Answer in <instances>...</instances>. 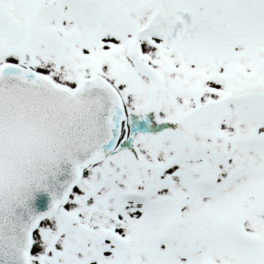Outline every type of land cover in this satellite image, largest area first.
I'll return each instance as SVG.
<instances>
[{"label": "snow or ice", "instance_id": "6c2138e0", "mask_svg": "<svg viewBox=\"0 0 264 264\" xmlns=\"http://www.w3.org/2000/svg\"><path fill=\"white\" fill-rule=\"evenodd\" d=\"M0 264H264V0H0Z\"/></svg>", "mask_w": 264, "mask_h": 264}]
</instances>
